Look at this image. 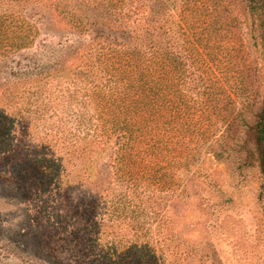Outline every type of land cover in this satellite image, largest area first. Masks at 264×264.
Segmentation results:
<instances>
[{"label": "rangeland", "instance_id": "obj_1", "mask_svg": "<svg viewBox=\"0 0 264 264\" xmlns=\"http://www.w3.org/2000/svg\"><path fill=\"white\" fill-rule=\"evenodd\" d=\"M56 3L72 10L74 28L41 0H0L9 30L27 23L18 51L0 48V264H138L139 247L144 264H174L158 202L172 205L164 227L173 222L182 251L193 248L189 264H264V190L248 131L264 97V2ZM126 47L165 55L187 102L212 80L236 81L231 100L212 103L223 114L207 138L165 152L172 187L147 188L146 173L133 182L116 169L124 135L108 125L106 105L126 83L127 63L121 82L112 65ZM125 190L129 200L118 196Z\"/></svg>", "mask_w": 264, "mask_h": 264}, {"label": "trees", "instance_id": "obj_2", "mask_svg": "<svg viewBox=\"0 0 264 264\" xmlns=\"http://www.w3.org/2000/svg\"><path fill=\"white\" fill-rule=\"evenodd\" d=\"M37 1L32 0V2ZM56 2L58 0H41V7L53 6L55 12L64 14L60 18L67 23L66 25L74 28L75 25L72 24L75 22V17L71 13L72 10H66L64 5ZM250 2L251 5H263L264 0H250ZM6 18H11V16L0 13V48L2 47L3 50L20 49L26 41L23 31L27 23L21 21L18 25H12L14 29L9 30L10 25L5 24ZM125 52V61L122 55H118L120 56L118 62H121L122 66L117 65V63L112 65L116 67L115 70H120L117 78L121 82L125 70L123 63H127V71L124 77L126 83L122 81L124 88L119 95L110 93L109 103L106 105L109 108L107 112L110 116L108 125L124 135V140L116 151V169L123 172L124 169H128L129 172L126 173V176L129 174L133 182L146 173L145 180L148 181L142 183H145L143 186L147 188L153 184L162 186L167 181L169 182L168 186L172 187V183L176 184L177 181L174 182L173 172L171 174L166 173L168 154L165 152L171 151L176 145L185 152H191L193 143L206 139L211 126L217 124L214 118L218 120V117L223 114L220 105L212 103H225V98L231 100L230 93L232 92L230 90L236 81L227 74L223 80L218 78L212 80V84L217 85L209 87L206 84L201 91H197L194 101L188 98L187 102V96L183 90L180 87L173 89L171 86L174 78L171 76L172 74H169L171 65L165 55L157 54L152 57H142L140 49L128 47L125 48ZM234 96L238 95L235 94ZM171 103H177V113H174L173 110L176 108ZM189 103L192 105L190 106ZM227 119L228 115L219 120L220 123L224 124V128L231 124V121H227ZM248 131L257 156L261 190H264V97L254 123ZM185 152H181L178 159L185 157L183 155ZM138 171H142V173L140 174ZM155 172L157 173L155 174ZM124 176L121 178L123 179ZM124 183L128 182L124 180ZM139 185L135 189L139 188ZM168 186L167 189H170ZM173 193L174 200L184 198L174 191ZM118 196H122L121 198L124 200L131 198L126 190ZM152 204H156V202L154 201ZM158 205L154 209V214L158 216V233L161 235L159 240L169 245L173 252L172 257L176 259L174 264H189L190 255L196 256L193 248H191L192 250L189 249L191 251L187 250V253L182 251V243L178 240L176 226L173 222L172 226L168 225L170 229L166 230L164 227V221L168 217L173 218L171 214L172 205L163 210L160 202ZM206 248V254L215 252L210 243L206 244ZM144 256V250L139 247L137 250L138 264H144ZM131 264L137 263L131 261Z\"/></svg>", "mask_w": 264, "mask_h": 264}]
</instances>
